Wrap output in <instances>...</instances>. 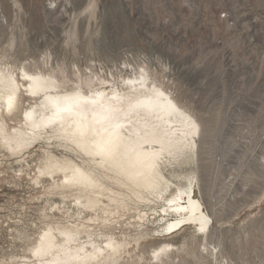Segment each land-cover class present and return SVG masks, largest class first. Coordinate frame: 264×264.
I'll use <instances>...</instances> for the list:
<instances>
[{"label": "rangeland", "instance_id": "374dc122", "mask_svg": "<svg viewBox=\"0 0 264 264\" xmlns=\"http://www.w3.org/2000/svg\"><path fill=\"white\" fill-rule=\"evenodd\" d=\"M45 60L108 77L146 66L201 123L198 161L184 170L197 173L211 233L153 235L134 259L264 264V0H0V62L20 72ZM41 154L0 156V263L28 254L26 236L40 231L44 188L19 174L34 175ZM130 213L121 230L130 232ZM165 242L177 251L159 262L151 253Z\"/></svg>", "mask_w": 264, "mask_h": 264}, {"label": "bare ground", "instance_id": "6f19581e", "mask_svg": "<svg viewBox=\"0 0 264 264\" xmlns=\"http://www.w3.org/2000/svg\"><path fill=\"white\" fill-rule=\"evenodd\" d=\"M48 65L0 62V156L26 162L41 148L34 175L19 176L48 201L28 254L4 264H140L132 251L148 237L186 227L207 237L212 215L195 195L196 171L184 170L198 161V119L146 66L108 77ZM56 196L62 203H50ZM176 251L165 242L151 256Z\"/></svg>", "mask_w": 264, "mask_h": 264}]
</instances>
